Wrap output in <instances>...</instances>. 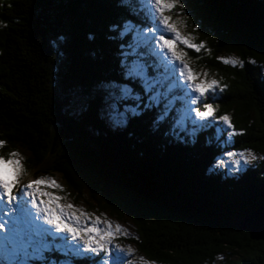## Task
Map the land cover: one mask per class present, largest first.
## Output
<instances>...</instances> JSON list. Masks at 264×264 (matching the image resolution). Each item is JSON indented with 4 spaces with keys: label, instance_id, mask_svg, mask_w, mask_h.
<instances>
[{
    "label": "trees",
    "instance_id": "16d2710c",
    "mask_svg": "<svg viewBox=\"0 0 264 264\" xmlns=\"http://www.w3.org/2000/svg\"><path fill=\"white\" fill-rule=\"evenodd\" d=\"M184 1L174 13L204 45L184 48L188 62L227 86L203 102L242 135L219 121L193 123L196 94L166 71L145 0H0L1 153L26 151L28 171L60 175L72 202L85 194L128 217L129 242L149 262L264 264L263 243L235 227L264 204V160L233 172L217 163L224 152L264 155V0ZM226 52L241 64L225 65ZM133 60L163 79L159 103L125 77ZM44 257L31 262L101 264L102 255Z\"/></svg>",
    "mask_w": 264,
    "mask_h": 264
},
{
    "label": "snow or ice",
    "instance_id": "6c2138e0",
    "mask_svg": "<svg viewBox=\"0 0 264 264\" xmlns=\"http://www.w3.org/2000/svg\"><path fill=\"white\" fill-rule=\"evenodd\" d=\"M127 2V0H125ZM152 14L153 21L158 20V24L153 23L152 27L146 29L149 33L160 32L154 35L160 49L162 57L167 61L170 58V65L166 64V71H170L176 76L177 85L190 89L196 95L188 97L192 107L191 112L195 114L196 121H219L230 130L228 135L238 134L231 123L230 117L216 115L218 105L203 102L210 92H215L217 88L221 92L226 85H221L215 79H201V74L194 72L187 63L186 53L178 48V44H183L187 48L199 52L204 45L193 43L192 38L182 35L177 28V22L172 21L171 17L165 15L172 11L178 4L183 9V4L179 0H145ZM130 22L125 25L130 28ZM163 33H169L166 38ZM127 56L128 53H125ZM225 65H240L241 61L230 58H219ZM207 77L208 73H203ZM125 77L142 82L145 93H154L149 100L159 103L160 88H163V79L153 78L147 75L146 67L137 60H133L126 65ZM131 89L124 87L125 95L131 94ZM136 99H140L139 96ZM171 102L165 105V113L171 110ZM146 108L151 104H146ZM135 114V109H132ZM163 119V116L159 117ZM5 146V142L0 140V149ZM231 157L239 156L245 164L257 159L252 151L247 152H228ZM239 163V161H235ZM25 173L22 164V157L16 151H10L5 155H0V264H31L33 260H44V253L49 251V245L45 240L47 235L55 233L64 234L67 239L59 250L72 257H82L86 254H104L103 264H132L130 259L134 255L133 250L121 248L114 243L117 234L123 230L117 224L113 229L111 223L103 221L105 227L102 229L98 225L101 223L99 217L93 218L88 223V214L81 209H76L72 204H62L64 196L54 194L53 190L63 191L61 186L51 177L40 176L26 184L21 185L20 177ZM47 226V227H46ZM75 242V243H70ZM81 245L82 247L78 246ZM70 264V262H67ZM143 264V261H142Z\"/></svg>",
    "mask_w": 264,
    "mask_h": 264
},
{
    "label": "rangeland",
    "instance_id": "374dc122",
    "mask_svg": "<svg viewBox=\"0 0 264 264\" xmlns=\"http://www.w3.org/2000/svg\"><path fill=\"white\" fill-rule=\"evenodd\" d=\"M184 2H185L184 0H179L180 4H183ZM177 6H179V4ZM175 8L170 12H166L165 15L170 16L172 21L177 22L176 26L182 35L190 36L192 38L193 43H196L194 37L190 35L191 33L189 32L188 28L185 26V24L182 21L183 17H181V15H177L174 13L176 10ZM178 13H179V11H178ZM164 35L166 38H169V36H170L169 33H164ZM177 46H178V48H180L181 50H183L186 53V50H184V48H187V47L185 45L178 44ZM189 49L196 52L194 49H191V48H189ZM219 58H230V59L238 60L236 55L231 54V53H227V52L220 54ZM185 59H186L187 63L189 64V67L194 71L191 64L188 62L189 59L187 57V53H186ZM205 72L208 73L207 77H203V75H202ZM196 73L201 74V76L199 77L201 79H215V80H217L215 75L210 74L207 71L198 70V72H196ZM210 121L211 120H209V122ZM220 124H222L224 126V124L222 122H220ZM2 151H3V148L0 149V155H3L1 153ZM12 151H14V150H12ZM15 151L18 152L20 154V156L22 157V164H23L24 169H25V173L20 177L21 185L26 184L29 181H32V180H34L40 176H48V177L53 178L63 189L62 192L58 191V190H53L54 194L61 195V196L65 197V199L63 201H61V203L62 204H72L74 206V208L83 210L85 213L88 214V223L89 224L91 223V220L93 218L99 217L101 223L98 226L102 229L105 227V225L103 223V221H105V220H107L111 223L113 229H115V226L117 224L120 225V227L123 231L121 233L117 234L116 238L114 239V243L119 244L121 246V248H129L130 247L133 250L134 255H132L131 257H125L126 259H130L132 261V264H142V261H143V264H154L152 262H149L145 256L141 255L136 250L135 246L129 242L130 239L135 238V228H134L132 222L130 221V219L128 217L123 216V215H122V217H119L117 215H113V214H111V212H109L105 209H102L99 206H96L94 204H91L89 197H87V195H85V194H83L82 197L80 199H78L79 200L78 202H72L71 200H69V198H67V196L69 195V192H68V189H67L63 179L60 177V175L51 174V173H41V174L39 173L38 174V172L36 173L34 171H28V170H30L28 167L29 166L28 165L29 160H31L30 154L27 153L26 151L22 150V149H16ZM227 153L228 152H224V154L222 156H220L218 161H217L218 165L220 167H222L224 170H227L228 172H233V171H237L240 168H243L245 166L244 160L241 157L236 156V157L230 158L227 155ZM256 156H257V159L255 160L256 162L264 160V155H256ZM6 157H7V155H6ZM235 161H239V163L237 164V163H235ZM255 161H252L251 163H253ZM251 163H248V164H251ZM63 192H65V195L63 194ZM52 234H55L54 230H52ZM0 235H2V234H0ZM62 235H63L64 239H62V237H61L60 241H62V242L59 243L60 245H62L64 240L67 239V237L64 234H62ZM69 242L75 243V242H71V241H69ZM59 244L57 242H52L51 245H49V250L53 251V249H58L59 252L63 253V251L59 250V248H58ZM78 246L82 247L81 245H78ZM45 254H46V252H45ZM99 255H102L101 264H103L104 254L100 253ZM31 264H35V263L31 262ZM64 264H67V263H64ZM109 264H111L110 261H109Z\"/></svg>",
    "mask_w": 264,
    "mask_h": 264
},
{
    "label": "water",
    "instance_id": "95a60500",
    "mask_svg": "<svg viewBox=\"0 0 264 264\" xmlns=\"http://www.w3.org/2000/svg\"><path fill=\"white\" fill-rule=\"evenodd\" d=\"M238 231L246 233L252 241L262 242L264 245V204L249 215L235 221Z\"/></svg>",
    "mask_w": 264,
    "mask_h": 264
}]
</instances>
